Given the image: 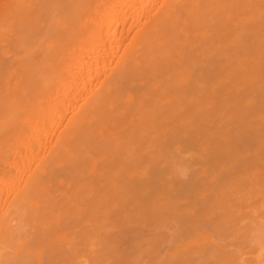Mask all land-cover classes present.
<instances>
[{"label": "bare ground", "instance_id": "bare-ground-1", "mask_svg": "<svg viewBox=\"0 0 264 264\" xmlns=\"http://www.w3.org/2000/svg\"><path fill=\"white\" fill-rule=\"evenodd\" d=\"M263 56L264 0H0V264H239L218 236L246 230L235 207L264 198ZM248 139L259 171L246 181L248 160L232 156L252 154ZM192 195L194 211L181 206ZM260 215L262 230L239 235L253 264H264Z\"/></svg>", "mask_w": 264, "mask_h": 264}, {"label": "rangeland", "instance_id": "rangeland-1", "mask_svg": "<svg viewBox=\"0 0 264 264\" xmlns=\"http://www.w3.org/2000/svg\"><path fill=\"white\" fill-rule=\"evenodd\" d=\"M263 57H264V56H263ZM243 95H244V94H243ZM243 109H244V108H243ZM242 111H244V113L246 112V110H240V116H239V115H238V116L240 117V120H241V119L245 120V119H246L245 115H244V116L242 115L243 118L241 117V113H243ZM238 114H239V113H238ZM245 114H246V113H245ZM244 118H245V119H244ZM242 122H243V121H242ZM242 122H241V123H242ZM245 122H246V120H245ZM244 128H245V127H244ZM244 128H243V129H244ZM245 129H247V126H246ZM241 130H242V129H241ZM247 131H248V130H247ZM245 132H246V131H245ZM243 133H244V131L241 132L242 135H243ZM247 134H248V132H247ZM247 134H246V136H247ZM250 134H251V135H254V133H252V132H251ZM244 135H245V133H244ZM251 135H248V136H250L249 139H251V138L253 137V136L251 137ZM240 136H241V135H240ZM248 136H247V138H248ZM241 139H242V138H241ZM249 139H248V141H246V142H248V144L251 142V144H249V145H250V148L252 149V148L254 147V144L252 143L253 141H251V140H250V142H249ZM252 139H253V138H252ZM246 140H247V139H246ZM244 141H245V140H244ZM246 142L243 143L242 145L245 146ZM254 143H255V142H254ZM248 144H246V146H247ZM223 145H224V144L221 145L223 148H220V147H219L220 149H219V148H217V149H218V150H221V149L223 150V149H224V152H227V151L229 150V148H228L226 145H225V146H223ZM251 145H253V147H252ZM255 145H256V144H255ZM240 146H241V145H240ZM240 146H239V147H240ZM239 147H238L236 150H238V149H242V151H246V150L249 149V148L246 149V148L249 147V146H247L246 148H244L243 146H241V147H243V148H239ZM257 148H259V147L256 145V148H253V149L256 150ZM217 149H216V151H217ZM243 149H244V150H243ZM251 149L248 150V151H251V152H252L253 149H252V150H251ZM236 150H235V153H236ZM258 150H260V149H258ZM217 152H219V151H217ZM220 152L222 153V151H220ZM237 152H238V151H237ZM239 152H241V151H239ZM241 153H243V152H241ZM241 153H238V154L241 155ZM245 153H246V154H245V155L242 154V156H239V155L236 153V154H237V158L234 156V155H236V154H234V155L232 156V157L235 158L234 163L237 164V163L239 162L238 164L241 166L240 161L236 162V159H237V160L239 159L238 157H241L239 160L243 159V160L241 161L242 164H244V163L246 164V163L248 162V164H246L247 166H246V165H245V166H246V170H247V172L249 171L250 174H248L247 172H244V173H245V175H244V179L246 180V178H248L249 176H250L249 178L255 177V179H256L257 176H254V174H256V172L259 171V165H258V166L255 165V164H257V161H258V160H257V159H258V157H257L258 155H255V153L257 154L258 152L255 151L254 153L252 152V154L249 153V152H248V153L245 152ZM254 155L257 157V158L255 157L256 159H253V160H254V163H255V161L257 160L256 163H255V164H250V165H252L253 167H252V166H248L249 163H251V162L253 163V160H252L253 157H252V156H254ZM232 157H227L228 159L230 158V159H229L230 162H231V160L233 161V159H234V158H232ZM249 157H250V159H251L252 161H250V160L248 159ZM244 159H245L246 161H247V160H248V161H247V162H243V161H245ZM195 160L198 161V159H195ZM179 161H180V160H179ZM183 161H184V159L182 160L181 163H183ZM188 161H189V162H188ZM192 161H194V160H192ZM225 161H226V160H225ZM249 161H250V162H249ZM184 162H186V164L184 163L186 166H185V165H184V166L182 165L181 168H182L183 171H184L185 169H187V167L190 168L191 160H190V159H189V160L186 159ZM187 163H190V164H188V166H187ZM194 163H195V162H194ZM196 163H197V162H196ZM196 163H195V164H196ZM227 163H229V162H227ZM234 163H233V165H234L233 168H234L235 165H236V164H234ZM229 164H230V163H229ZM198 166H199V164H198ZM198 166H195V167L197 168ZM236 166H237V165H236ZM240 166L237 167V168H240ZM243 166H244V165H243ZM243 166H242L241 168H243ZM245 166H244V168L242 169L243 171H244V169H245ZM255 166H256V168H254ZM183 168H185V169H183ZM192 168H193V167H191L190 169L192 170V173H194V171H193L194 168H193V169H192ZM241 168L239 169V171H240L239 175L243 173V172L241 173ZM251 168H254V170L256 169V170H255L256 172L254 173V172H253L254 170L252 171ZM234 169H235V171H238V170H236V167H235ZM248 169H249V170H248ZM250 169H251V171H250ZM187 170H188V169H187ZM187 170H186V172H187ZM191 170H190V172H189V170H188V172L191 173ZM188 172H187V174L189 175ZM192 173H191V175H192ZM252 173H254V174H252ZM184 174H185V173H184ZM235 174H237V175L234 176V178H235V177L237 178L238 173L235 172ZM246 174H248V176H247ZM185 175H186V174H185ZM188 175H186V176H187V179H188V181H189L191 175H190V177H189ZM181 176H184V175L182 174ZM240 176H241V175H240ZM245 176H246V178H245ZM223 177H225V173H224V171H223V176H222L221 178H223ZM226 177H227V176H226ZM221 178L219 179V181H221V183H222V182H223V183H227L228 186H229V185L231 186V184L228 183V181H229L230 179H229L228 181H226V179L224 180V178H223V180H221ZM236 178H235V179H232V181L234 180V182H232V183H233V185H232L233 187H234V183L236 184L237 180H239V178H238L237 180H236ZM241 178H243V174H242ZM187 179L185 178V179L183 180V179L181 178V180H183V181H185V182L187 181ZM200 179H201V178H200ZM195 180H196V179H195ZM197 180H198V179H197ZM248 180H249V179H248ZM253 180H254V179H253ZM256 180H257V179H256ZM256 180H255V181H252V179H251V180H249V181H252V182L254 183V182H256ZM258 180H259V179H258ZM200 181H203V179H201ZM200 181L197 182V183H198V184H197L196 181H192V179L190 180L191 183H192V182H195L196 185H199V187H201V183H200ZM224 181H226V182H224ZM246 181H247V180H246ZM249 181H248L249 187H248V186H245V188H244L243 185L247 184L246 182L242 185L244 190L246 189V187H248V188H251V187H252V186H251V185H252V182H251V184H250ZM204 182H205V181H204ZM230 182H231V180H230ZM242 182H244V181L242 180ZM191 183H189L190 185L187 184L188 187H187V186H186V187H187L188 189L193 187V185H191ZM195 183H194V184H195ZM218 183H220V182H218ZM221 183H220V184H221ZM237 183H238V182H237ZM239 183H240V185H241V182H239ZM239 183H238V185H239ZM256 183H257V182H256ZM256 183H255V186H256ZM221 185H222V184H221ZM224 185H225V184H224ZM257 185H258V184H257ZM190 186H191V187H190ZM214 186H216V188L213 187L214 192H215V190H217V187H219L220 185L215 184ZM226 186H227V185H226ZM235 186H236V185H235ZM242 186H241V187H242ZM186 187H184L185 189H183V191H186V190H187ZM196 187H197V186H196ZM208 187H209V186H208ZM210 187H211V186H210ZM210 187H209V188H210ZM222 187H225V186H222ZM194 188H195V187H194ZM220 188H221V187H220ZM237 188H238V187H237ZM239 188H240V186H239ZM252 188H253V187H252ZM252 188H251V189H252ZM255 188H256V187H255ZM192 189H193V188H192ZM198 189H199V188H198ZM198 189H196V190H198ZM218 189H219V188H218ZM229 189H230V188H229ZM241 189H242V188H241ZM241 189H239V190H240L239 192H238V191H235V192H234V191H233L234 189L232 188V189H230V191H233V192H231V193L229 192V194L234 193V194H232V197H233V195H234V197H235V196H236L235 193L237 192V194H238L237 196H238V198H239V197L241 196V195L239 196V193L242 191ZM219 190H220V189H219ZM235 190H236V188H235ZM237 190H238V189H237ZM254 190H255V191H254ZM217 191H218V190H217ZM222 191H223V192H222ZM222 191H220V192H222V193H225V192H226V191L224 192V190H222ZM227 191H229V190H227ZM247 191H248V190H246V192H247ZM252 191H254L255 193H257V197H261V196H259L258 191H257L256 189H252ZM252 191H251V193H252ZM256 191H257V192H256ZM164 192H165V191H164ZM196 192H198V191H196ZM212 193H213V192H212ZM216 193H217V192H215L214 194H216ZM226 193H227V192H226ZM226 193H225V196H226L225 199H226V201H225V200H223V201H225V202L228 204V202H227V198H228L229 196H231V195H226ZM255 193H252V195L255 194ZM184 194H185V193H183V196L185 197L186 194H185V195H184ZM214 194H213V195H214ZM243 194L246 195V193H244V192L242 191V197H244ZM248 194H249V193H248ZM168 195H169V194H168ZM213 195H212V197H213ZM164 196H165V195H164ZM227 196H228V197H227ZM166 197H167V195L165 196V198H166ZM170 197L172 198V196H170ZM197 197H198V196H197ZM232 197H231V198H232ZM247 197H248V196H247ZM253 197H254V195H253ZM209 198H211V197H209ZM240 198H241V197H240ZM244 198H246V196H245ZM254 198H256V195H255ZM254 198H253V200H254ZM155 199L157 200L158 198L155 197L153 200H155ZM162 199H164V198L162 197ZM169 199H170V198L168 197V200H169ZM172 199H173V198H172ZM182 199H183V198H182ZM182 199H181V200H182ZM212 199H213V198H212ZM234 199H235V198H232V199L229 200V198H228L229 201L234 200ZM242 199H243V198H242ZM249 199H251V194H250V198H249ZM249 199H248V200H249ZM260 199H261V198H260ZM260 199L258 198V201H260ZM263 199H264V198H262V200L260 201V203L263 202ZM153 200H152V201H153ZM156 200H155L156 204L159 203V202H157ZM158 200H159V199H158ZM168 200H167V198H166L165 202L163 201V202H164L163 205H162V204L159 205V206H163V207H159L161 210L164 209V210L162 211V213H159V214H162V218H163V216H164L163 213H165L164 211L167 210L169 213L172 212V211L169 210L170 208H168V207H169V206L172 207L173 204L171 203V205H170V200H171V199L169 200V203H168ZM181 200H179V201H180V202L183 201L182 204H181L180 202H177V201H176V203H175V202H174V203H175V204H178L179 206H180V204H181V206H183V204H184L185 207H187V210L192 209V208L197 209V208L199 207L198 205H200V203H199V201L197 200V198L194 199V196H193V195H192V198H191V196H190V199H188V200H189L188 202H187L186 200H182V201H181ZM190 200H192V201H190ZM196 200H197V201H196ZM238 200L240 201L241 199H238ZM238 200H237V201H238ZM243 200H244V199H243ZM248 200H246V202H244L245 200H244L243 202L240 201V202H242V203H239V202H237L236 200H234V201H236V202H235L236 204L239 203V205L242 206V207L240 206L241 208H240V207L237 208L239 205H237V206L235 207V205H236V204H235L234 207L236 208V210H234V212L232 213V214H234V213H236L235 211H237V213L239 214L238 216H237V213L234 214L235 217H236V218H234V220L237 221L235 227L237 228V223H238L239 225H240V223H241V226L238 227V230H240V227H242V226H243V227H244V226L246 227L247 225H248V227H250V229L252 228L253 230H255V229L258 230L257 227H256V228L254 227V224H255L256 226H259V228H260V225H257V222H256V221H257L258 216L262 213V212L260 213V209H259L258 206H261L262 204L260 205L258 201H255V202H257V204H259V205H257L256 203H253L254 201L252 202V200H250V201H248ZM152 201H150V203H151ZM159 201H160V200H159ZM166 201H167V202H166ZM234 201H233V202H234ZM247 201H248V202H247ZM171 202H172V200H171ZM193 202H195V203L197 202L196 205L199 203V204L197 205V207H195L196 205H194ZM201 202H202V201H201ZM251 202H252L253 204H252ZM167 203H168V204H167ZM179 203H180V204H179ZM189 203H191V205H189ZM223 203H224V202H223ZM226 203H225V205H227ZM231 203H232V201H231ZM243 203H245V204H243ZM151 204H154V203H151ZM164 204H165V206H164ZM232 204H234V203H232ZM247 204H250V205L252 204L253 206H255V205H256V206H255L254 208H251L252 205L250 206V205H247ZM154 205H155V204H154ZM166 205H167V206H166ZM193 205H194V206H193ZM243 205H244L245 207H244ZM174 206H175V205H174ZM174 206H173V208H175V207H176V208L179 207V206H177V205H176L175 207H174ZM181 206H180V207H181ZM192 206H193V207H192ZM246 206H247V207H246ZM249 206H250V208H248ZM149 207H150V206H149ZM165 207H166V208H165ZM262 207H263V211H264V205H262ZM152 208H153V207H152ZM173 208H172V210H173ZM183 208H184V207H183ZM183 208H182V209H183ZM231 208H232V207H231ZM242 208H245V210H246V208H247L248 210L245 211V210H242ZM150 209H151V207H150ZM155 209H156V206H155ZM155 209H153V211H154ZM157 209H158V208H157ZM177 209H178V208H177ZM182 209H181V211H182ZM185 209H186V208H185ZM185 209H183L184 212L182 211L183 214L186 212L185 215L187 214L189 217H190L191 214H193V215H192L193 217L196 216L195 213H189V212H188L187 210H185ZM195 209H192V211H194ZM237 209H238V210H237ZM240 209L243 211V213H242V211H241ZM253 209L256 210L255 212L257 213V215L254 214V215H256V216H255V217H256V221L253 219V218H254V215L251 214V213L254 212ZM258 209H259V210H258ZM239 210H240V211H239ZM250 210H253V211L248 212V211H250ZM151 211H152V210H151ZM158 211H159V210H158ZM158 211H157V212H158ZM167 211H166V212H167ZM176 211H177V214H178V210H174L175 213H176ZM238 211H239V212H238ZM257 211H259V214H258ZM155 212H156V211H154V213H155ZM179 212H180V211H179ZM212 212H213V214L215 213L214 211H212ZM212 212H211V213H212ZM244 212L246 213V215H243V216H242V214H245ZM169 213H168V216H167V217H169ZM211 213H209V214L211 215ZM217 213H218V212H217ZM217 213H215L214 215H216ZM229 213H230V212H229ZM229 213H227V214L231 216V214H229ZM241 213H242V214H241ZM248 213H250L251 215H253V216H252V221H250V223L248 222V220H251V219H250V218L248 219V217H251V215L249 216ZM263 213H264V212H263ZM263 213L261 214L262 216L260 215V217H261V218H259L260 220L258 219L259 222L261 221V219H262L263 222H264V217H263L264 215H263ZM179 214H180V213H179ZM189 214H190V215H189ZM196 214H197V213H196ZM156 215H157V216H156ZM166 215H167V213H166ZM166 215H165V217H166ZM180 215H182V213H181ZM214 215H213V216H214ZM218 215H219V214L216 215L217 217H216V216L214 217V218H217V220L221 219V217H218ZM234 215H233V216H234ZM240 215H241V216H240ZM155 216H156V217H159L160 215H158V214L156 213ZM172 216H174V215H172ZM177 216H178V215H177ZM192 216H191L190 218L184 216V218H186V219H191V218H193ZM211 216H212V215H211ZM219 216H220V215H219ZM222 216H223V215H222ZM239 216H240L241 218L244 217L245 220H244V219H240V218H238ZM160 217H161V216H160ZM167 217H166V218H167ZM170 217H171V215H170ZM170 217H169V218H170ZM208 217L210 218V216L207 215V217H206L208 221H211L212 218H213V217H212V218L209 219ZM223 217H224V216H223ZM262 217H263V218H262ZM169 218H168V219H169ZM171 218H174V217H171ZM171 218L169 219V221L171 220ZM176 218H177V217H176ZM182 218H183V217H182ZM184 218H183V219H184ZM206 218L204 217L203 220H205ZM218 218H219V219H218ZM226 218H227V216H226ZM231 218L233 219V217H231ZM231 218H230V219L228 218V219H229V223H230V222H231V223L233 222V220H232ZM164 219H165V218H164ZM179 219H181V218H179ZM239 219H240L241 221H240ZM246 219H247V221H246ZM166 220H167V219H166ZM177 220H178V218L176 219V221H177ZM193 220H194V219H193ZM207 220H206V221H207ZM213 220H214V221H217L216 219H213ZM213 220H212V221H213ZM222 220H224V222H221L222 224H225V223L228 224L227 221H225V218H222ZM230 220H232V221H230ZM242 220H243V222H242ZM167 221H168V220H167ZM183 221H184V220H183ZM190 221H192V220H190ZM212 221H211V222H212ZM214 221L212 222V224L214 223V225H213L214 227H212V228H216V227H215V223H216V222H214ZM220 221H221V220H219V222H220ZM177 222H178V221H177ZM185 222H188V221L185 220ZM219 222L217 221V223H219ZM239 222H240V223H239ZM252 222H254V223H252ZM255 222H256V223H255ZM259 222H258V223H259ZM165 223H166V222H165ZM172 223H173V222H172ZM221 223H220L219 225H221ZM231 223H230V224H231ZM233 223H234V222H233ZM244 223H245V225H244ZM176 224H177V223H176ZM176 224H175V220H174V224H169L170 226H169L168 228L171 229V228H173V226H175ZM203 224H204V221H203ZM208 224H210V223L208 222V223L206 224V222H205L204 225H205V226L207 225L206 227H207V228L209 227L208 229H210V228H211L210 226H211L212 224H210V226H208ZM226 224H225V225H226ZM230 224H229V226H230ZM246 224H247V225H246ZM251 224H252L253 226H251ZM260 224H262V223H260ZM216 225H217V224H216ZM166 226H168V223H167ZM221 226H223V225H221ZM263 226H264V223L262 224V227H263ZM230 227H231V226H230ZM232 227H233V224H232ZM245 227H244V228H245ZM248 227H246V230L243 228L245 231L243 230L244 232L242 231V233L239 232L238 230H235V232L238 231V232L242 235L241 237L244 236V238H245V236H247V238H248V236H249L250 233H251V232H249V231H252L251 234H253V230H252V229L249 230V231L247 230V229H249ZM223 228H224V227H223ZM223 228H221L222 230H219V232H220V231H223ZM225 228H226V227H225ZM225 228H224V229H225ZM236 228H235V229H236ZM166 229H167V228H165V232H164V235H163V236L168 238L167 235H168V232H170V230L168 229V230H167L168 232H167ZM218 229H219V228H218ZM218 229H217V230H218ZM231 229H232V228H231ZM233 229H234V227H233ZM260 229H261V228H260ZM225 230H226V229H225ZM227 230H228V229H227ZM227 230H226L225 232H220V235H221V236H218V237H219L218 240L220 239V241H221V243H220V241H219V243L221 244V246H219L220 249H218V246H217V245H219V244H218L217 237H215V239H214L213 237H214L215 235H214V236H213V235H212V236L210 235V236L213 238V239H211V240H215V242L213 241L214 244H212V246H215V244H217L214 248H212V246H211L212 251H213V249H214L215 251H216V249H218V250H220V252H221V247L226 246L225 248H227V250L225 249L227 252H226V253H223L224 255L221 254L219 251H216L217 253L215 252V256H216V254H221L222 256H225V257H226L227 255H229V254H227V253H229V251L232 252L233 250H235V251H236V250H237V251L239 250V251H240V252L238 251L239 253H242V254L245 255V253H244V252H241V250H240V249H241V245H240V243H241V240H242V243H243V244H246V238H245V241H243L244 238H242V239L240 240V239H239V238H240V236H239L240 234L237 235V234L234 232V235L236 234V235H235L236 237H235V236H231V232L229 233V231H227ZM261 230H262V229H261ZM215 231H216V230H215ZM230 231H231V230H230ZM246 231L248 232V234H246V233H247ZM146 232H147V231H146ZM146 232H145V233H146ZM211 232H212V231H211ZM211 232H208V234L211 233ZM217 232H218V231H217ZM226 232L229 233V235H230V237H228L227 239H226L225 237H222V236H224L223 233H225V235H226ZM232 232H233V231H232ZM245 232H246V233H245ZM257 232H258V231H257ZM206 233H207V232H206ZM147 234H149V233H147ZM147 234H146V235H147ZM214 234H216V236H217L218 233H214ZM244 234H246V235H244ZM144 235H145V234H144ZM146 235H145V236H146ZM145 236H144V237H145ZM150 236H151V234H150ZM192 236H194V235H192ZM226 236H227V235H226ZM250 236H252V235H250ZM146 237H147V239H148V235H147ZM164 237H163V238H164ZM197 237H198V236H196V237H192V239L194 238L193 240H195V241H197V239H199L200 241H202V239L204 240L203 237H202V239H201V236H199L200 238H197ZM220 237H222V239L224 238V239H226V240L223 239L224 242H222L223 240H221ZM233 237H234V238H233ZM252 237H253V236H252ZM39 238H40V237H39ZM41 238L45 239L43 236H42ZM151 238H152V237H151ZM167 238H166V241L169 240V239L167 240ZM43 239H38V237H37L36 240L33 239V241H32V240H31V241H32V242H36V241H37V243H36L37 248H38V246L40 245V246H43L44 249H46L45 246H47V248L49 249V246H50L51 244H49V242H45V244H43V242H41V240H43ZM34 240H35V241H34ZM38 240H40V241H38ZM148 240H149V239H148ZM163 240H164V239H163ZM216 240H217V241H216ZM232 240H233V242H234V240H235V242H234V243L231 242ZM236 240H237V242H236ZM249 240H250V237H249V239H248L247 242H250L251 245H252L254 242H251V240H250V241H249ZM43 241H47V240H43ZM146 241H147V240H146ZM149 241H152V240H149ZM149 241H148V242H149ZM200 241H197V242H199L200 244H202V243L204 242V241H203V242H200ZM169 242H170V241H169ZM226 242H227V243H226ZM228 242H231L232 244L230 243V245H232L233 247H232V246L227 247L226 244H228ZM170 243H171V242H170ZM222 243H223V245H222ZM224 243H225V244H224ZM236 243H238V244H236ZM33 244H35V243H33ZM165 244H166V243H165ZM167 244H169V243H167ZM167 244H166V247H167ZM233 244H234V245H233ZM247 244L250 245L249 243H247ZM30 245L32 246V243H31ZM36 245H35V247H36ZM91 245H92V244H91ZM93 245L96 246V247L94 246V249H97V250H98V248H97L98 245H96V244H94V243H93ZM144 245H145V244H144ZM144 245H143V246H144ZM146 245H147V247H148L149 243H146ZM146 245H145V246H146ZM204 245H205V244H204ZM253 245H254V244H253ZM40 246H39V247H40ZM145 246H144V250L147 248V247H145ZM150 246H151V242H150ZM150 246L148 247L149 250H150V251H148L149 254H148V253H144V252H143L144 254L141 253L143 256H146V259H147V255H151V252H152V250L150 249ZM202 246H203V245H202ZM244 246H245V245H244ZM244 246H243V249L246 248V246H245V247H244ZM196 247H198V246H192V247L189 248V249L192 250V248H193L194 250H198V249L200 248V246H199V248H196ZM203 247H205V248L208 247V248H209V246H203ZM216 247H217V248H216ZM231 247H232V248H231ZM235 247H237V248H235ZM247 247H248V246H247ZM252 247H253V246H252ZM252 247H251V248H252ZM91 248H93V247L91 246ZM155 248H156V247H155ZM164 248H165V247H164ZM211 248H209V249H211ZM228 248L231 249V250L228 251ZM249 248H250V246H249ZM48 249H47V250H48ZM223 249H224V248H222V250H223ZM246 249H248V248H246ZM246 249H244L243 251H245ZM253 250H254V249H253ZM146 251H147V250H146ZM223 251H224V250H223ZM247 251H249V250H247ZM213 252H214V251H213ZM218 252H219V253H218ZM238 252H237V253H238ZM245 252H246V251H245ZM234 253H236V252L233 251V254H231L233 257H234ZM250 253H251V252H250ZM226 254H227V255H226ZM242 254H239V255H241V259H239L240 261H238L239 264H240V262L242 263L244 260H245L244 262H245L246 264H249V263H250L249 261H250L251 259L254 258V257H253V254L251 253V254H252V255H251V259L248 258V259H247L248 261H247L246 258H245V259L242 258V257L244 256V255H242ZM246 254H247V252H246ZM12 255H13V254H12ZM210 255H211V254H210ZM239 255H238V256L236 255V256L239 258V257H240ZM246 256H249V257H250V255H248V254H247ZM229 257H231V256H229ZM229 257H228V258H229ZM233 257H231V258H233ZM237 257H234V258L236 259ZM244 257H245V256H244ZM252 257H253V258H252ZM144 258H145V257H144ZM231 258H230V259H231ZM238 258H237V260H238ZM249 259H250V260H249ZM144 260H145V259H144ZM228 260H229V259H228ZM232 260H233V259H231V261H232ZM147 261H148V260H147ZM147 261H146V262H147ZM233 261H236V260H233ZM233 261H232V262H233ZM251 261H253V260H251ZM32 262H33V264H35V263L37 264V263H38L35 259L32 260ZM143 262H144V261H143ZM236 262H237V261H236ZM248 262H249V263H248ZM144 263H145V262H144ZM30 264H31V263H30ZM38 264H39V263H38ZM232 264H233V263H232ZM236 264H237V263H236ZM243 264H244V263H243ZM250 264H253V263H250Z\"/></svg>", "mask_w": 264, "mask_h": 264}]
</instances>
